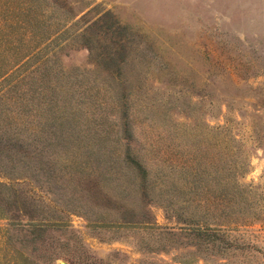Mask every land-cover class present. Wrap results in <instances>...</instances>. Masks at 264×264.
<instances>
[{"label":"rangeland","instance_id":"374dc122","mask_svg":"<svg viewBox=\"0 0 264 264\" xmlns=\"http://www.w3.org/2000/svg\"><path fill=\"white\" fill-rule=\"evenodd\" d=\"M47 102L164 180L117 210L50 150L0 137V264H264V0H0V133ZM232 179L248 192L230 245L195 247L187 202Z\"/></svg>","mask_w":264,"mask_h":264},{"label":"trees","instance_id":"16d2710c","mask_svg":"<svg viewBox=\"0 0 264 264\" xmlns=\"http://www.w3.org/2000/svg\"><path fill=\"white\" fill-rule=\"evenodd\" d=\"M39 115L40 120L37 118L38 110L34 111L30 127H25L16 123L18 115L11 114L3 128L4 130L0 133V137L8 139V141L23 143L24 145L19 147L21 149L23 147L24 151H29L32 158L37 156L39 150H50L55 158L61 161V165L66 168L65 170H68L67 173H84L83 179L95 184L100 192L103 190L107 202L112 200L117 203V210L122 207L125 209L134 207L136 204L135 196L139 191L145 195L146 190L153 183L158 184L164 180V174L160 172L156 173L155 179L151 180L147 164L140 162L137 158H132L127 144H124L123 150H104V141L107 139V135L101 132L95 131L87 137L77 129L73 135V130L68 129L71 118H67L64 112L55 113L54 103L47 102L44 104ZM124 140L126 141V138ZM72 146L82 147L84 157L81 159L71 157V160H67L68 153L74 156L75 148ZM10 147H15V145L11 144ZM30 147L33 150L30 151ZM58 148L65 150L66 155L63 152L53 150ZM77 150L79 151V149ZM6 154L8 156L6 160L9 161L10 156L8 153ZM22 164L26 165L24 161ZM190 168H192L189 180L190 187L197 185V183L202 186V182H207L203 179L204 168L201 170L193 166ZM124 172L128 177H124ZM232 184L233 190L229 194L222 191L212 198H198L197 200L192 198L191 201L187 202V205L193 206V210L182 218V221L189 229L187 233L192 237L195 247L204 245V247H215V249L220 250L221 247L230 245V241L226 238L227 232L232 230L229 228L233 223L231 220L238 219L233 217V214L240 217L244 215L243 207L237 206L232 209V204L236 202V196L243 199L245 193L248 192L244 186L235 180L233 181V179ZM0 185L3 184L0 183ZM205 191L200 192L205 195ZM236 204L238 205L239 202ZM1 207L0 204V215H3ZM114 223L119 225L132 223L146 226L144 221L124 217L119 218Z\"/></svg>","mask_w":264,"mask_h":264}]
</instances>
